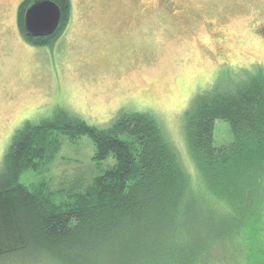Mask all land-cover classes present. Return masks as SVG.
Masks as SVG:
<instances>
[{"label": "trees", "instance_id": "1", "mask_svg": "<svg viewBox=\"0 0 264 264\" xmlns=\"http://www.w3.org/2000/svg\"><path fill=\"white\" fill-rule=\"evenodd\" d=\"M34 1L20 3L18 32L31 46H52L69 26L72 0H52L61 8V22L44 37L25 30V12ZM220 78L223 86L215 82V89L213 85L197 92L184 112L197 184L154 114L122 110L103 129L63 109L40 123L24 122L13 135L0 172V260L207 264L200 248L188 253L176 243L180 220L199 219L205 206L236 223L213 243L224 249L236 245L237 264H264V68L246 80L229 70ZM218 121L230 128L228 144L216 143ZM60 134L74 141L87 136L95 145L94 161L113 156L116 164L81 188L72 185L59 203L56 197L63 192L52 191L47 181L30 189L20 180L24 171H41L55 159L62 147ZM156 248L162 249L160 261L154 256Z\"/></svg>", "mask_w": 264, "mask_h": 264}, {"label": "rangeland", "instance_id": "2", "mask_svg": "<svg viewBox=\"0 0 264 264\" xmlns=\"http://www.w3.org/2000/svg\"><path fill=\"white\" fill-rule=\"evenodd\" d=\"M22 1L0 0V172L15 131L26 121L40 123L63 109L103 129L128 110L158 118L197 184L184 112L197 92L215 82L223 86L222 72L246 80L264 68V0H169L168 12L160 10V0H72L69 26L46 47L20 37ZM215 139L218 145L231 140L226 123L217 122ZM60 140L55 159L41 171H24L20 180L30 189L47 181L52 191L63 192L59 203L72 185L81 188L116 164L113 156L94 161L95 145L87 136L74 141L60 134ZM200 208L199 219L180 220L176 243L188 253L200 248L207 264H237L236 245L213 243L236 227L235 220ZM260 227L264 233V215ZM154 254L160 261L162 249ZM16 261L8 257L0 264Z\"/></svg>", "mask_w": 264, "mask_h": 264}, {"label": "water", "instance_id": "3", "mask_svg": "<svg viewBox=\"0 0 264 264\" xmlns=\"http://www.w3.org/2000/svg\"><path fill=\"white\" fill-rule=\"evenodd\" d=\"M61 8L52 0H36L26 10L24 26L32 37L52 35L60 26Z\"/></svg>", "mask_w": 264, "mask_h": 264}, {"label": "flooded vegetation", "instance_id": "4", "mask_svg": "<svg viewBox=\"0 0 264 264\" xmlns=\"http://www.w3.org/2000/svg\"><path fill=\"white\" fill-rule=\"evenodd\" d=\"M161 2L163 3V5L161 4ZM171 6V2L169 0H160L159 1V8L160 10H164L165 12H168V11H173L172 7Z\"/></svg>", "mask_w": 264, "mask_h": 264}]
</instances>
